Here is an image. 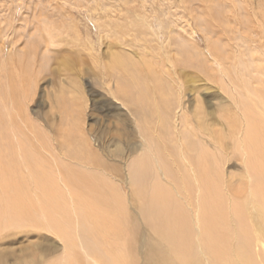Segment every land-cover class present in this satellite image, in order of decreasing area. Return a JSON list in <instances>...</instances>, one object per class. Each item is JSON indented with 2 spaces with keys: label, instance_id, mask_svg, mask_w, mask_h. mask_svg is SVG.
Wrapping results in <instances>:
<instances>
[{
  "label": "rangeland",
  "instance_id": "1",
  "mask_svg": "<svg viewBox=\"0 0 264 264\" xmlns=\"http://www.w3.org/2000/svg\"><path fill=\"white\" fill-rule=\"evenodd\" d=\"M238 21L242 26L237 25ZM250 21L259 23V26H254L256 33L246 27ZM209 41L217 45L225 56L223 63H213L212 67L207 66V60L200 53L201 50L206 51ZM190 42H194L198 50H192V56L186 59L189 61L183 64L181 46L185 43L190 45ZM167 44L174 63L179 56L183 60H180L182 64L178 61L179 65L176 64L174 73L170 74L171 70L160 58L161 54H155L158 48L163 50ZM110 53H122L133 59H153L154 56L157 60V74L170 91L171 107L161 118L168 121L165 132L152 133L153 138L171 140L177 131L182 134V117L186 114L194 120L193 124L199 120L205 133L202 137L209 142L210 150L212 143L219 146L213 140L214 135L221 139L224 152L221 150L220 169L223 180L230 178L229 182L234 187H240L245 181L244 193L250 192L252 178L245 172L242 150L236 146V138L230 135V120L233 119L230 116L238 119L234 133L242 137L245 120L240 113L249 100L245 98L244 88H256L264 79V0H0V103L8 104L5 94L7 83L13 77L19 83L13 66H21L24 60V68L30 76L27 78L28 91L33 92L30 93L33 99L23 110L22 117L31 120L35 129L41 130L40 136L48 137L63 131L66 127L63 117L67 112L82 109V117L76 115L74 122L85 132L91 130V143L96 147L103 145L106 150L97 151L104 164L96 167L91 174L100 180L90 179V182L95 185L100 183L99 187L106 192L114 187L120 193L118 197L105 199L83 195V199L91 205V211L102 212L107 220L115 218L116 229L120 231L113 233L97 228L89 218L82 216L83 211L74 213L66 206L69 201L64 195L58 201L60 209L45 215L43 209L47 204L42 207L45 202L38 194L30 198L31 205L30 201H8L2 196L0 184V264H36L33 252L38 251L42 240L40 236L51 235L45 229L65 244L60 242L62 247L56 254L59 257L63 255L65 264H95V260L97 264H120L122 260L127 262L124 264H151L152 258L156 262L181 263L180 247L163 237L166 234L172 238L173 233L170 234L166 227L169 215L151 205L153 182L161 174L156 173L158 156L155 148L148 145L146 137L140 136L134 124L136 108L122 103L107 90L110 80L105 74V64ZM202 60L206 66H203ZM172 76L180 88L181 105H178ZM114 81L112 79L108 86L114 87ZM128 86L131 92L135 90L130 82ZM78 89L82 94L77 92ZM73 96L75 99H72ZM82 102L84 105L81 106ZM122 117L126 118L130 149L123 146L121 140V134L125 133L121 127L124 123L120 119ZM5 125L4 134L9 135L7 131L11 125L6 116ZM132 127L136 134L129 130ZM102 130L108 132L106 136H100ZM209 133L213 135L212 141ZM59 135V142L62 137L65 141H72L70 145L63 144L67 150L75 147L73 140L78 135ZM191 140L199 146L195 137ZM26 143L30 145L27 140ZM35 147L37 149L31 146V150L39 152V147ZM143 155L150 158L151 165L139 174L133 166ZM73 167L78 168L77 165ZM109 173L116 180L107 177ZM119 176L122 177L120 181ZM38 185L44 186L32 181L16 186L39 192ZM46 186L61 189L54 180ZM166 190L171 191L169 188ZM194 190L190 206L172 196L176 199L175 203L184 205V214L191 235H194L190 245L187 242L182 250L189 252L190 264H222L201 242L197 208L200 192L197 187ZM224 194L226 203L239 196L226 194L225 190ZM239 200H244V195L239 196ZM59 214L62 217H50ZM230 218V242L237 247L240 246L241 232ZM50 220L57 222L58 229L50 226ZM252 229L251 233L254 232ZM261 244L264 245V239ZM262 247L254 245L253 249L263 251ZM110 249L124 258L114 259ZM131 252L132 260L128 259ZM42 253L46 258L44 260ZM67 254L72 257L71 261L67 260ZM39 256L42 264L49 257L47 251L40 252Z\"/></svg>",
  "mask_w": 264,
  "mask_h": 264
},
{
  "label": "bare ground",
  "instance_id": "2",
  "mask_svg": "<svg viewBox=\"0 0 264 264\" xmlns=\"http://www.w3.org/2000/svg\"><path fill=\"white\" fill-rule=\"evenodd\" d=\"M250 22L246 24V27L256 33L254 26H259L257 25L259 23L252 21L250 24ZM237 25L242 26L239 21ZM213 44L209 41V43H206V46H208L206 51L201 50L200 52L204 56L203 58L207 60V66L211 67L213 63L217 65L223 63L225 58L221 54V49ZM169 47V44H167L163 50L158 48L155 54H161L160 58L164 60L169 70H171L170 74L174 73L173 69L176 68V64L179 65L178 61L181 63L182 57L180 58L179 56L178 61L174 63L173 54L168 49ZM181 47L183 49L181 52L184 54V64L189 61L186 59L192 56V50H198V46L194 42H190V45L185 43ZM152 57L153 59H133L122 53H110V57L105 64V74L110 80L107 84L108 92L122 103L136 108L134 124L138 127L140 136L146 137L148 145L155 148L158 156L156 173L157 175L158 173L161 174L153 182L151 205L156 210H161L160 212L169 215V217L167 216L166 227L170 234H174H172V238H169L166 234L163 237L169 242H176L177 248L180 247V252L178 253L181 260L180 264H190V254L188 251L182 250V247L187 242L190 245L194 235H191L192 231L189 229L190 225L188 226L183 206H190L189 203L191 204V199H193L194 188L197 187L200 192L197 208L199 211L198 222L201 228V242L206 246L213 258L219 259L222 264H264V245L261 244L264 239V79L262 78V84L256 88L251 90L244 88L245 98L249 100L245 102L244 110L240 113L244 115L245 120V131L241 133L242 137H239L238 133H234L237 122H239L238 119L230 116L233 118L230 120V135L236 138V146L242 150V155H240L245 162V172L252 178L250 192L244 193L243 186L246 184L245 181L241 182L240 187H234L229 182L230 178L225 177L223 180L220 169V159L223 157L221 139L217 138V134L213 138V135L209 133L208 137L211 141L213 138L219 145L215 146L212 143L213 147L210 150L209 142L202 137V134L204 135L205 133L199 120H195L196 122L193 124L194 120L186 114L182 117L184 124L182 134L177 131L171 140L152 137V133L160 134L165 132L168 121L161 118L163 113L171 107L170 91L166 87L165 82L158 77L157 70L159 65L155 57ZM24 64L25 61L22 60L21 66H17V64L13 66V68H16L15 71L17 72L19 83L14 77L9 80L5 91L8 104L3 101V103H0V184L3 189V198L14 202L20 200L21 203V200L29 202L32 196L38 194L39 198L45 202L42 207L47 204L43 210L46 213L45 215H48L50 211L60 209L58 201L64 195L69 201L66 206H69L74 213L83 211L82 216L89 218L90 222L97 228L101 227L108 231L111 230L113 233H118L120 230L116 229L115 218L112 217L111 220H107L102 216V212L91 211V205L87 202L88 200L83 199V195H90L94 199L115 198L120 195L119 191L114 187H111L106 192L99 187L100 183L95 185L90 182V179H94V181L100 180L91 174H93L96 167L103 166L104 163L99 158L97 151L98 153L102 150L106 151L105 147L103 145L96 147L94 143H91V130H86L85 132L83 128L80 129V126L78 127L74 122L76 115L82 117V109L79 112L72 109L66 113V117H63L66 127L57 135L50 134L51 136H49L46 134L48 137L39 135L41 130L35 129L31 120L22 117L23 110L33 99V95L30 94L32 91H28L29 82L27 78L30 76L24 68ZM202 64L206 66L203 60ZM213 68L214 72H217L216 68ZM219 70L222 72L221 66ZM172 77L175 81L174 88L177 91L178 105H181L180 88L176 78ZM112 79L115 80L112 83L114 87L108 86ZM128 82L134 85L135 90L133 92L130 91ZM77 92L82 94L80 89ZM21 96L23 97L22 99L20 98ZM72 99H75V96ZM82 105H84L83 102ZM172 114L173 111L171 112ZM5 116L6 119L8 117L10 119L11 128L7 131L9 135L4 134L6 129ZM120 119L124 122L121 123V127L125 131V133L121 134V140L123 146H128L130 149L126 118L122 117ZM175 127L177 128V126ZM129 130L131 133L136 134L133 127ZM105 131L102 130L100 136H106L108 132ZM61 133H66L67 136L69 134V137L78 135L73 140L75 147L72 150H67L64 147V145H70L72 141H65L63 137L61 142L58 141ZM193 137L197 139L199 146H195L192 142L191 139ZM24 139L30 143L29 146ZM108 140L105 141V144ZM35 145L39 147V152L31 150V146L36 148ZM74 165H77L78 168L73 167ZM150 165V158L147 155H143L135 161L133 170L141 174ZM106 175L110 179L116 180L111 173ZM121 179L122 177L119 176V181ZM53 180L61 187L60 190L56 186H46L47 183H51ZM136 180L138 183L141 182L138 179ZM29 181L45 187L38 185L39 192H36L35 190L18 189L16 186L22 182ZM164 186L171 191H167ZM224 190L226 194L244 195V200H239V196H236V199H231L226 203ZM172 196H175L176 199L178 198L184 205L175 203L176 199ZM24 201H22V205ZM31 204L32 202L30 201ZM18 206L21 208L20 205ZM13 209L15 210V206H13ZM250 211L252 212L251 214ZM228 217H231L230 219L236 222V227L241 232L239 234L240 246L234 247L230 242ZM50 226H53L54 230L58 229V224L55 220H50ZM251 228L254 229V234L251 233ZM254 245L263 246L261 248L263 251L257 248L253 249ZM187 247H185V250H187ZM114 253L115 251L110 249V255ZM118 255L114 254L113 258H124ZM131 256H133V252L128 254V259L132 260ZM71 259L70 254H67V260L71 261ZM153 261L154 259L152 258L151 264H169L165 260ZM125 262V260H122L120 264ZM94 263L97 264V260ZM113 264H116V262Z\"/></svg>",
  "mask_w": 264,
  "mask_h": 264
},
{
  "label": "crops",
  "instance_id": "3",
  "mask_svg": "<svg viewBox=\"0 0 264 264\" xmlns=\"http://www.w3.org/2000/svg\"><path fill=\"white\" fill-rule=\"evenodd\" d=\"M50 217L60 218V217H62V215H60V214L59 215H52ZM45 231L50 233L51 235L47 236V234H42L40 236V239H42V240L39 244L38 251L33 252L34 259L37 260L36 264H42V258H40L39 254H40V252H43V251H47V254L49 255V257H47L48 260L45 261V264H65V259H64L63 255H61L60 257L56 255L57 252L62 247V246H60V244L63 243L62 240L59 237H57L55 234L51 233L50 231H48L46 229H45ZM52 255H54V256H52ZM42 256L44 257L43 253L41 254V257ZM44 259H46V258L44 257L43 260Z\"/></svg>",
  "mask_w": 264,
  "mask_h": 264
}]
</instances>
